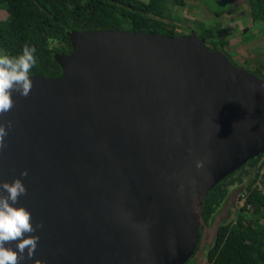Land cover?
Instances as JSON below:
<instances>
[{"label": "water", "instance_id": "obj_1", "mask_svg": "<svg viewBox=\"0 0 264 264\" xmlns=\"http://www.w3.org/2000/svg\"><path fill=\"white\" fill-rule=\"evenodd\" d=\"M69 35L63 75L30 76L29 95L13 93L0 116L13 125L0 182L22 179L18 206L43 225L20 264H211L206 244L243 188L211 225L203 205L264 153V78L196 34Z\"/></svg>", "mask_w": 264, "mask_h": 264}, {"label": "trees", "instance_id": "obj_2", "mask_svg": "<svg viewBox=\"0 0 264 264\" xmlns=\"http://www.w3.org/2000/svg\"><path fill=\"white\" fill-rule=\"evenodd\" d=\"M189 0H0V10H6V19L0 18V53L15 57L25 46L36 49V65L30 76L58 78L64 73L57 56L70 54L72 44L70 32L84 30L118 29L129 32L157 33L168 37H183L178 16L164 17L159 10L171 11L173 6H185ZM206 5L208 0H192ZM229 9L216 11L219 15L231 12L237 6L233 0H225ZM246 1L252 20L261 22L264 28V0ZM231 8V9H230ZM162 12V11H161ZM201 24L200 22L197 23ZM201 27V26H200ZM231 32L221 31V24L213 28H202L196 35L206 39V46L223 50L229 43ZM209 48V47H208ZM256 74L263 77L264 64L257 61ZM248 183L245 178L251 176ZM264 153L251 159L240 169L227 175L208 193L202 217L211 225L215 216L225 205L230 187L243 186L244 201L231 220L229 217L220 226L214 245L205 257L211 264H264ZM245 171V173L243 172ZM261 185V186H260ZM202 229V228H201Z\"/></svg>", "mask_w": 264, "mask_h": 264}, {"label": "clouds", "instance_id": "obj_3", "mask_svg": "<svg viewBox=\"0 0 264 264\" xmlns=\"http://www.w3.org/2000/svg\"><path fill=\"white\" fill-rule=\"evenodd\" d=\"M35 52L34 47L25 46L15 57L0 53V116L13 107V93L23 97L29 95L32 88L29 73L37 63ZM12 126L10 120L0 123V152L6 147L5 137ZM27 174L25 170L20 175L26 177ZM26 194L27 189L20 178L0 182V264H20L25 255L31 260L37 248L39 237L33 233L43 225L34 226L31 213L18 206L19 198ZM9 244L15 247H8Z\"/></svg>", "mask_w": 264, "mask_h": 264}, {"label": "rangeland", "instance_id": "obj_4", "mask_svg": "<svg viewBox=\"0 0 264 264\" xmlns=\"http://www.w3.org/2000/svg\"><path fill=\"white\" fill-rule=\"evenodd\" d=\"M205 4L206 5H201L197 1L189 0L185 6H173L170 4L172 9L171 11L159 9L158 11L164 17L178 16L180 19L174 22L175 24H178L179 29L182 32L188 34V36L196 33L198 34L199 30L202 28H213L215 24L220 23L221 31H225L226 33L232 32L229 36H224V38L229 39V43L225 46V48H223V50H225L224 53L227 56H229L227 52L231 55L230 59L237 66L251 71L248 67L252 68L253 70L255 67H257V64H259L257 61L263 62L264 64V28L262 27L261 22L255 23L252 20L250 15V7L248 4H246V1L240 2L239 6H237V9L234 8L232 12H224L220 15L216 11L229 9L230 5L227 1L208 0L205 2ZM7 16V11L1 9L0 18L6 19ZM198 22L201 24L198 25ZM208 47L212 48L213 45H208ZM249 170H251L252 174L251 176L245 178V183H248V181L251 180L254 174L253 172H255V169H251L249 167L245 168V171ZM245 171L243 172L245 173ZM240 188H243V186H232L230 187V193L235 192ZM243 191L244 189L242 191H237L239 196L244 195ZM235 203L236 205H234V207H230V209L233 207L231 220H233L237 209H240V207L243 206L244 201H239V199L236 198ZM215 231L216 230L214 227L209 230L206 243L212 242L211 239L213 238ZM213 244V242L210 245L206 244L205 249L212 246ZM195 256L196 254L191 256V258L186 263L192 264L194 259H196Z\"/></svg>", "mask_w": 264, "mask_h": 264}, {"label": "flooded vegetation", "instance_id": "obj_5", "mask_svg": "<svg viewBox=\"0 0 264 264\" xmlns=\"http://www.w3.org/2000/svg\"><path fill=\"white\" fill-rule=\"evenodd\" d=\"M227 12H229V11H227ZM232 12V11H231ZM223 14V13H222ZM232 33V32H231ZM211 49V48H210ZM227 54L229 55V57L231 56L228 52H227ZM231 58V57H230ZM261 63H263V62H261ZM249 68V70H251L252 72H254V73H256L255 71H256V67L252 70V68H250V67H248ZM263 70V69H262ZM264 71V70H263ZM258 75V74H257ZM262 75H263V78H264V74H263V72H262ZM258 76H260V75H258ZM260 77H262V76H260ZM201 235H202V229L200 228V240H201ZM199 240V241H200ZM214 245V244H213ZM212 245V246H213ZM212 246H210V247H212ZM210 247H208L207 249H205V253H208L209 252V250H210ZM195 258L196 259H194V261H195V263H196V261H197V257L195 256ZM194 261H193V263L192 264H194ZM187 264V263H186Z\"/></svg>", "mask_w": 264, "mask_h": 264}]
</instances>
